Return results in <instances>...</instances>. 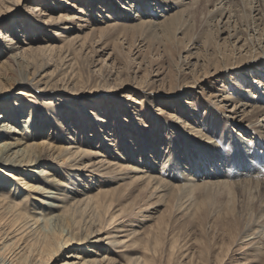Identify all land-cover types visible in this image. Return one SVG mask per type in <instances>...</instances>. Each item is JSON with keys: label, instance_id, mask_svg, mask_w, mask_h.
I'll return each mask as SVG.
<instances>
[{"label": "rangeland", "instance_id": "1", "mask_svg": "<svg viewBox=\"0 0 264 264\" xmlns=\"http://www.w3.org/2000/svg\"><path fill=\"white\" fill-rule=\"evenodd\" d=\"M256 1L229 0L226 6L239 24L249 25L247 4ZM34 6L42 18L32 13ZM181 9L163 10L155 0H0V31L18 46L10 52L0 41V111L13 126L18 120L31 124L22 131L27 142H43L37 166L0 164V236L22 226L25 219L13 217L20 210L35 215L44 208L40 192H58L67 207L63 223L45 227L59 234L54 245L31 227L33 233L0 250V264L94 258L110 259L107 264H264V196L253 187L264 181V142L254 146L264 133L238 139L244 128L227 112L233 104L220 102L236 101L245 86L240 65L250 54L260 56L257 45L264 43L258 38L248 46H255L251 52L236 50L248 39L246 27L232 48L231 27L218 28L206 2ZM20 76L25 83L13 84ZM14 102L25 108L9 113ZM192 134L225 154L212 172H196L192 161L183 160L185 137ZM69 144L86 152L77 164L60 156ZM96 152L107 168L84 171ZM176 159L188 171L177 168ZM152 161L147 176L162 183L130 172ZM40 170L59 185H47ZM187 175L196 178L183 180ZM217 181L249 184L224 187ZM83 197L89 199L71 204ZM98 233L97 243L86 240ZM58 242L66 246L54 252Z\"/></svg>", "mask_w": 264, "mask_h": 264}, {"label": "bare ground", "instance_id": "2", "mask_svg": "<svg viewBox=\"0 0 264 264\" xmlns=\"http://www.w3.org/2000/svg\"><path fill=\"white\" fill-rule=\"evenodd\" d=\"M202 1H204V3L206 2L207 5L210 6V9H208L209 15L210 16L211 15L215 16L216 18L218 17V19L216 21V24L218 25V28H219V24H221V25L223 24V26H226V27H231L232 33L231 34L229 33L227 35V38L228 39H232V38L236 39L234 42L231 43L232 48L235 46V44H239L240 43V40H239L240 38L237 36V31L239 29H241L242 27H244V28L246 27L244 29V31L248 30V32H249V34L247 36L248 39H246L243 42L242 45L237 47L236 50H242V52L246 51V53L251 52L255 46L251 47V50H250V48L248 46L252 45V40H256L258 38H259L260 41L262 40V42L264 43V33H263L264 28L261 30L262 32L260 31V29H258V26H259L260 23L264 24V4L260 5V4H258V2L256 0H255L256 2H251V4H247L249 6L248 7L249 8L248 9L249 16L248 17H249V20H250V24L248 25V23H247V25L249 27L247 25H242V24L238 23V20L235 18L236 17L235 14L232 11H230L227 8V6H226V4L228 3L229 0H155L156 5H159V8H163V10H168V9H171V8H174V7H177V8L180 7V8H182L181 10L188 9V8H193V7L195 8V6H197ZM32 13H34L35 17L38 18V19L40 17L42 18L45 15L43 10L41 8H39L38 6H34L33 7ZM161 17H164V15L162 14ZM171 17H169V18H171ZM238 24H239V26H238ZM220 28H221V26H220ZM1 39H2V41L4 43L9 44V45L6 46V48L10 52L14 51V50H18L17 49L18 46H14L13 43H12L11 38H9V36L6 35L5 33H3L2 31H0V41H1ZM257 46H258L257 49H259L260 56H256V55L253 56V55L250 54V57L240 65V68L238 67L240 72L243 75L242 76L243 79H244L243 80V82H244L243 84L245 86H243L241 89H238V91H236V97L234 98L236 101H233L232 97H223L222 100L220 101V102L226 103L227 105L233 104V106L232 105L230 106L231 109L227 110V112L230 113L232 117H234V118H231V119H233L235 122L240 124V127L244 128L241 131L242 135L241 134H236L238 136V137L236 136L238 139H240V138L242 139L243 138L244 141L247 139V137H246L247 135L245 136L246 132H248V133L249 132H253L254 134H257V133L258 134H262V133H264V89H263V87H264V44L263 45L259 44ZM245 71L247 73H249V74L251 73L250 75H253L254 78L248 77L249 74H247V73L243 74ZM245 79H247V80L245 81ZM23 80L24 79L21 76L20 77H16L14 82H13V84H15V83L16 84H23V83H25ZM44 88H45V86H44ZM23 94H24L23 92H19L18 93V95H20V96H23ZM186 106L190 107L188 102L186 103ZM15 108L24 109L25 107L21 106L19 104V102H16V103L14 102L11 105L10 109L8 110V112L9 113H13L15 111ZM190 109L192 111H194V109H192L191 107H190ZM8 120L9 119H7V116L5 117V114L0 111V137H5V139H1L0 140V164L7 165V166H18V167H22V166H26V165H28V166L29 165L37 166L38 163L40 162L41 158H42L40 153L37 151V149L42 147L43 142H27L26 141V137L24 135L25 134H26V136H28V135H27V133L22 134V131L25 130V128H27V127L30 129V127H31L30 125L31 124L28 125V126H25L27 121H23V120L19 121L18 120V121H16V123H18L19 126H13L14 123L13 124L11 122L9 123ZM22 122L24 123V125H23ZM27 131H28V129H27ZM233 131H235V130H233ZM25 132H26V130H25ZM29 132H31V131H29ZM192 133H194V131ZM196 134H198V133L196 132ZM13 135H16L17 137L14 138ZM191 136H192L191 138H190V136H186L185 137V146L183 147L184 148L183 149V157H184L183 160H185V162H188L186 164H189V161H192V162H190L189 165H191V163H193L194 164L193 167L195 168L194 170H196V172H197V169L205 171V172H212L213 169L211 170V168H213L215 166H220L221 163H223V161L225 160V154L221 153V151H220V153H214V152L210 151L211 150L210 149V145L207 144V143L205 144V146L204 145H200L198 142H200V141L203 142V139L200 140V138H199L200 135L192 134ZM6 137L8 139H6ZM259 138H261V137H259ZM259 138L256 139V142H255L254 146H258V145L261 146L262 143L264 142L263 140H261L262 138L261 139H259ZM253 139H254V137H253ZM247 140L249 141V139H247ZM203 143H205V142H203ZM59 151H63L61 153V155H60V156L63 157L62 158L63 161L71 162V164L72 163L77 164L78 161L81 160L80 159L81 155L83 153H86V152H83V150L79 149V147L74 145V144H71V145L69 144L66 148H63V150H59ZM88 153L89 152H87V154ZM234 155H235V157L238 156V149H237V151L234 150ZM90 156L95 157V159H94L95 162H93V164L92 163H89V164L87 163L88 165L87 164L82 165V169L84 171H88V172L92 173V170H90V169L92 168L91 166H93V165H95L96 168L101 169V170H105L107 168V167L103 168V165L108 163V162L104 163L102 160H98L97 159V157H98L97 152L96 153H91ZM145 157H146V155H145ZM230 157L232 159L233 155L230 156ZM255 157H254V159H255ZM223 158H224V160H223ZM263 158H264V156H263ZM254 159H253V161H255ZM210 160H214V161L212 163H210L209 162ZM257 162H258V160H257ZM174 163L175 164H180V166L177 165L178 166L177 168H181V169H184V170L188 169L186 166H184L185 163H183V161L181 159H176V162H174ZM154 164H155V162L152 161L149 165H147V169H145L146 167L143 168V167L139 166V168H138L137 166H132V167H130V172L137 173L139 175L137 177L139 179H141V180H146L145 182L150 181L151 183L152 182H160V183H162L161 181H157V177H155V176H150V175L147 176V172H149V169L154 167ZM257 164H256V166H257ZM198 166H201V167L199 168ZM244 166L248 167V165H246V163L244 165L237 164L236 165V170H234V171L236 173H238L240 171H237V170L240 167L244 168ZM175 167H176V165L173 168H175ZM87 168H90V169L88 170ZM98 169H97V171L99 172L100 170H98ZM46 171L47 170H40L38 172V176L39 177H44V182L47 185H52L54 187H57L59 185L58 180H56V178H54V176L52 174H50V173H48ZM96 174H98V173H96ZM184 175L182 174V177ZM234 175L235 174H233V176ZM192 177L189 178V176H188L186 179H183V180L194 181L193 178H196V176H194L193 178ZM238 179H240V178H238ZM236 182L235 183L231 182L229 184V183H226V182L217 181V182H213V183L222 185L224 187L225 186H235L236 187V186L249 184V183H247L248 181L247 182H245V181L237 182V183ZM259 182L261 183V185L259 183L258 186H253V187L257 191L263 193V196H264V181L263 182L259 181ZM213 183H211V184H213ZM36 189H37V187H36ZM161 189L164 190L165 187L164 188L162 187ZM40 190H42V189H40ZM155 190H156V188H155ZM57 193L58 192H42V193L40 192V194L44 195L46 197V199L42 200L41 203H40V204H42V206L44 205V208L40 209L39 212H34V213H36L35 215L34 214L33 215L29 214L28 212H25V211L23 212L21 210L17 214L13 215V217L14 216L16 217L15 220H18V219L21 218L22 220L25 219V222L22 224L21 227H19L18 229H15V230H11L12 228L9 227L10 229L8 231H6L7 233H4L3 235L0 236V250H3V249L5 250V248H7V246H8L7 242H9L11 240L16 241L18 239H21L23 236L26 235V234L24 235L25 232L27 234H29L30 231L32 232L31 227H33L35 229V231H39L40 235H41V232H42V234H43L42 236H43V239L45 240V244L46 245H48V244L51 245L52 242H56V239L58 238L59 234L54 232L53 230L50 231L49 227L48 228H45V227H47L48 224L51 221H52V223H55V225H57V223H59V222L63 223V219H65L66 216H67L65 214L66 213L65 212V208H67V207H65L66 205L64 204V201H62V199H59L58 196H56ZM54 194H55V196H54ZM65 199L67 200L68 198H65ZM87 199H89V197H85L84 199H81V200L77 199L74 202H72L71 204H76L75 206H77V203L84 202ZM1 201H2V195L0 194V202ZM71 204H69V205H71ZM69 205H68V208H69ZM261 206H262V209H264V202L263 201H262V205ZM7 207L9 208V206H7ZM44 209L46 211L48 210L49 213H46V211H44ZM51 212H53V213H51ZM261 215H264V212ZM22 228H24V230ZM20 229L22 231L17 233V231H19ZM34 229H33V231H34ZM39 232H38V234H39ZM59 232H61V235H64L67 238H70L72 236V233L69 232V231H67L66 234H62L64 231H61V230ZM0 234H1V232H0ZM98 235H99V233L95 234V235H91V236L87 237L86 240H89V241L91 240V242L97 243L98 242V240H97L98 239V237H97ZM116 243H118V242H116ZM52 244L54 245V243H52ZM24 246H23V248H24ZM64 246H66V245H64V244H62L60 242H58V244L56 243L55 246H53L54 247V252H58V250H62L64 248ZM1 254H2V252H0V255ZM1 258L2 257L0 256V262L2 261ZM109 260L102 261L101 259L97 260L95 258L94 259H87V260L84 259V260L81 261V263L79 262V263H76V264H107V263H109Z\"/></svg>", "mask_w": 264, "mask_h": 264}]
</instances>
